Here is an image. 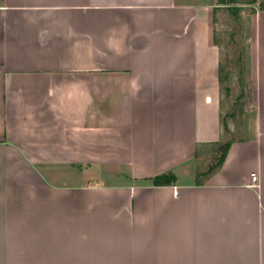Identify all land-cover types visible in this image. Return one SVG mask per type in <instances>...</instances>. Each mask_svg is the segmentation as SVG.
<instances>
[{"label": "crops", "instance_id": "crops-1", "mask_svg": "<svg viewBox=\"0 0 264 264\" xmlns=\"http://www.w3.org/2000/svg\"><path fill=\"white\" fill-rule=\"evenodd\" d=\"M216 3L0 0V264H264V10L251 132L195 185Z\"/></svg>", "mask_w": 264, "mask_h": 264}, {"label": "trees", "instance_id": "trees-1", "mask_svg": "<svg viewBox=\"0 0 264 264\" xmlns=\"http://www.w3.org/2000/svg\"><path fill=\"white\" fill-rule=\"evenodd\" d=\"M257 3V0H217L216 6L213 8V21L215 22V12L221 9H225L230 15L239 17L241 8L246 5H253ZM258 10H264V0H261L257 4ZM253 13L256 11L253 9ZM233 37V34H231ZM213 42L217 46L218 40L213 36ZM247 56L246 49L242 46L236 53V55L228 56L226 54H219L218 62V85L226 98H229L232 93V84L236 73L240 74V81H245L248 73V64L245 62ZM247 83L250 85L251 93V79L247 78ZM243 105L240 102V97L233 99L230 110L228 112L229 117H235L241 115L243 111ZM220 124L224 131H227V124L220 116ZM226 139L225 134L222 132L220 139L216 142L198 143L194 152V175L195 185H203L211 176H213L222 166L228 149L231 143L235 139ZM175 182V176L173 173L168 172L161 175H157L151 178V183L154 186L170 185Z\"/></svg>", "mask_w": 264, "mask_h": 264}, {"label": "rangeland", "instance_id": "rangeland-1", "mask_svg": "<svg viewBox=\"0 0 264 264\" xmlns=\"http://www.w3.org/2000/svg\"><path fill=\"white\" fill-rule=\"evenodd\" d=\"M259 1L261 0H257V3L253 5L243 6L239 17L230 15L225 9L218 10L215 12L216 20L212 22V34L218 40L219 54L236 55L242 46L247 51L245 58V62L248 64L246 80L240 81L241 76L238 72L236 73L229 98H226L219 88L220 116L227 124V131L225 132L222 126L221 129L226 139L247 136L253 126L252 91L250 93V85L247 83V78L250 77L249 71L252 67L251 43L254 17L252 10H258L257 4ZM231 34H233V37H231ZM236 97H240L243 111L239 116L229 117L227 114L233 99Z\"/></svg>", "mask_w": 264, "mask_h": 264}, {"label": "built area", "instance_id": "built-area-1", "mask_svg": "<svg viewBox=\"0 0 264 264\" xmlns=\"http://www.w3.org/2000/svg\"><path fill=\"white\" fill-rule=\"evenodd\" d=\"M251 179L255 183V181H257V176L255 174H252Z\"/></svg>", "mask_w": 264, "mask_h": 264}]
</instances>
